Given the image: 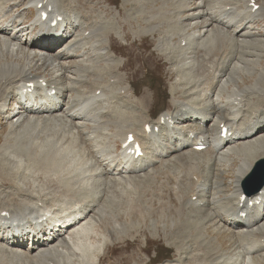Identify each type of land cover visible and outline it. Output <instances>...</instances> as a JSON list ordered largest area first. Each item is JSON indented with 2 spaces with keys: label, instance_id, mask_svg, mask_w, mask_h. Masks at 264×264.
Here are the masks:
<instances>
[{
  "label": "bare ground",
  "instance_id": "obj_1",
  "mask_svg": "<svg viewBox=\"0 0 264 264\" xmlns=\"http://www.w3.org/2000/svg\"><path fill=\"white\" fill-rule=\"evenodd\" d=\"M35 1L37 2L35 7L42 5L49 11L51 18L49 23L28 22V12L35 14L29 6ZM251 1L180 0V3L184 2V5L177 10H172L178 14L179 24H182L184 29L176 33L179 37L183 35L180 37L178 47H173L174 49L169 51L168 44L165 43L168 47L160 42L159 45L157 44L159 50H163L164 46L165 51L171 52L165 59L170 64L176 63L173 72L180 76L176 86L170 90L171 111H166L162 116L160 115L161 117L151 121L153 128H159L158 133L146 134L143 127L149 121L148 97L144 96L136 100L131 92L126 98L132 103L129 107L128 119L116 118L114 125L117 128L125 127L126 136L129 133L136 134L142 142L144 156L136 160L118 153L109 156L100 155L101 157L95 159L98 160L99 167H96L93 177L104 178L101 182L106 188L115 184L116 190L121 184L128 179L132 180L142 171H148L151 168L149 172L156 173V164L161 158H168L167 165L175 168V165L182 167L178 168L182 172L178 175L186 179L184 183L179 180L180 183H176L175 187L178 199L184 201L179 215L184 214L187 219L188 213L185 209L196 208L203 212L198 214L204 215L200 222H214L219 225L218 230L212 229L213 236H209L205 230L209 225L206 228L202 226L199 233L197 227L192 230L193 233H198L192 236L195 240L202 239L206 241L202 245L208 244V247L203 250L202 258L195 257L194 251L193 253L185 252L180 246L181 251L184 252L180 251L179 259L177 257L176 262L165 264H264V189L246 198L243 204L240 201L241 181L258 159H264V86L260 89L240 86V77H238L240 70L245 66L262 60L260 59L262 53H257L259 51L257 46L262 42L258 37H264V34L258 36L260 32L254 31V28L258 30V25L254 28L253 25L260 22L261 17L264 16L261 15L264 11V0H254L255 5L260 6L256 12L251 11L252 7L249 5ZM79 2L80 0H48L47 2L27 0L23 4L22 0H0V124L5 118L7 121L4 122L10 127V132L15 133L20 130L17 131L19 134L16 135V140L23 135L20 133L21 130L23 133L30 129L36 132L49 131L47 136L49 143L40 156L35 154V144L31 139L21 141L19 144L15 141V144L20 150L17 151H23L27 157L33 159V165L34 160L41 159L43 166L54 167L51 169H54L53 172L57 174L62 168L64 170L66 158L69 157L68 148L63 147L64 137L60 138L63 139L62 141L56 139L58 133L60 132L62 136L61 130L67 125L74 134L77 132L82 145L89 143V146L100 148L96 138L99 133L97 130L103 127L98 124L103 112L101 109L109 104L112 111V108H117L118 102L121 101L115 94L117 87L107 92V95L105 94V72L102 71L104 68L98 65L101 59L112 64L110 69L118 72V86L120 88L125 86V77L119 72L121 61L115 58L112 50L115 36L121 39L125 37L118 18H121V22L129 27L134 36H141L145 32L157 34L160 32L158 23L147 27L137 26L138 29L135 30L132 24L133 19L140 20L141 17L150 15L153 12L150 8L153 9L155 4L162 3L164 8L168 3L167 0H124L121 10L115 9L110 16L106 14L110 19L105 16V7L102 6V11L97 7L100 17L97 22L93 21V17L79 6ZM247 12L257 14V19L254 22L250 21ZM58 16H62L63 20L51 27L53 18ZM214 22L227 26L242 24L241 29L245 33L252 31L249 35L254 36L249 40L239 41L213 25ZM161 33L164 32L161 31ZM184 41L185 45L182 47ZM58 44L62 46L55 48L54 46ZM57 49L58 52L55 53ZM199 50H203L201 54L204 55H198ZM233 50L238 51L235 57ZM236 62H239V65ZM48 67H51L54 75L51 79L39 71ZM38 78L48 82L51 87L48 91H55V96H48L42 92L44 89L38 90V86L34 93L23 95L22 90L25 85L29 82L38 84ZM95 89L101 93L97 95L98 91H94ZM254 91L257 93L253 94ZM39 101L43 104L40 105ZM11 103L14 107L18 105V111L15 114L16 109L11 108ZM251 103L254 104L251 105ZM162 117L166 119L164 124H161ZM107 119L105 120L108 126ZM58 126L60 129L55 128ZM222 127L228 128L229 136L220 137ZM117 132L114 137L115 143L119 135V131ZM200 142H204L207 146L209 150L207 155L210 152L214 153L210 158L207 156L208 168L211 164L218 165V162L227 163L231 161L232 156L241 158V164L236 169L233 181L234 193L229 195L224 193V196L213 199L209 195L208 186L202 181L203 174L197 167L188 165L187 161L190 162L193 156L200 154L194 150ZM10 155L16 158L17 154L12 152ZM3 171H5L4 167L0 166V172ZM203 171L206 173L210 170ZM119 180L124 182L121 183ZM221 186L222 182L217 186L219 191H223ZM25 187L24 185L15 191H0V248L5 251L10 250L16 258L14 260L24 264H63L62 258L67 260L68 264H100L103 256L108 253L109 247L106 242H115L117 234L126 233L129 231L128 228H134L127 226L124 222L122 224L118 220L111 219L112 216L115 218L118 216L116 209L112 208L110 214H106L109 201L106 206L102 204L104 207H101L98 205L99 202L94 199L93 202L86 201L82 195L81 200L73 202L66 200L61 203L56 196L64 192H55L57 190L55 187L50 192L44 188L27 191ZM10 192L12 193L9 194ZM187 193L192 196H202L205 200L193 201ZM234 197L237 198L236 203L233 202ZM64 198H68L66 193L63 195ZM112 198L115 204L117 194ZM74 199L76 198L69 200ZM111 199L108 198V200ZM250 202L254 203L252 207H249ZM215 207L218 208V212H215ZM2 213L5 215L2 216ZM242 213L246 216L241 217ZM191 217L189 215V218ZM223 218H227V224L224 226L220 223ZM183 222H178L180 229L184 225ZM58 224L61 227H58ZM28 239L30 242L27 241ZM21 248H24V251Z\"/></svg>",
  "mask_w": 264,
  "mask_h": 264
},
{
  "label": "rangeland",
  "instance_id": "obj_2",
  "mask_svg": "<svg viewBox=\"0 0 264 264\" xmlns=\"http://www.w3.org/2000/svg\"><path fill=\"white\" fill-rule=\"evenodd\" d=\"M123 1L124 0H114L113 1L114 3H112V0H89L88 2L87 1L83 2L82 0H80L81 3L79 2V6L82 8L83 7L86 8V11L88 12V14L92 16L93 18H95V21H99L100 18H98L99 13L97 12V7L99 8L100 11H102V6L105 7V10H106L105 16L106 18H108V15L110 16L115 9L121 10V5L123 4ZM167 1L169 2L168 3L166 2L167 3L166 7L162 8V3L155 4L154 8L153 9L150 8V9L151 11L153 10V12H156V13L151 12L150 15L146 16L147 18L143 16L142 18H140V20H138L137 18H134L132 22L135 30H137L138 27H147L149 25L153 26L154 24H152L151 20L148 18L153 13L152 15L154 16V20L152 21L158 22L160 20L159 21L160 24L159 23L157 24L160 30L159 33L152 35L149 32H145L141 36H134L132 32L130 31L129 27L126 24H123L121 22V18H118L121 23L122 30H123V33L125 34V37L121 39V38H116L115 36L114 42H113L114 51L116 52V55L121 61L120 72L125 77L124 81L130 86L133 98L140 99L144 96L148 97L147 113H149L150 119H153L158 115L157 114L155 116V114L157 113V111L155 112L156 105L158 106L163 103L165 104L163 108H160V109H163L161 112H165L166 110L171 109V106H170L171 103L169 102L170 93H171L170 90L172 87L176 86V83H177L176 80L180 78L178 73L177 74L173 73V67H175V63L174 64L167 63L164 54L158 50L159 42L163 44L165 47H168L169 45V47L171 48L168 47V49L173 50L174 49L173 47H176V46L178 47V43L180 42V37L183 36L182 35L179 37L176 34L177 33L176 31L180 32L181 30H184V29H183V25L179 24L180 22L178 21L179 20L178 14L172 10H175V9L177 10L179 7L184 5V2H181L182 3L181 4L180 0H167ZM25 2H27V0H22L23 4ZM157 8L162 9V10L160 11ZM28 13H29L28 22H33L34 15L30 11ZM247 14L250 16L249 18L250 21L254 22L257 19V14H251L249 12H247ZM261 15H264V11L261 12ZM153 16L151 17L153 18ZM162 18L163 19L166 18V19L162 21L163 20ZM263 18L264 16L261 17L260 22L255 23L253 25V28L255 25H258L257 28L259 31L256 28H254V31L260 32L258 33V36H261L262 34H264V19ZM167 19H169V21H167ZM170 20H172L173 22H170ZM166 21L168 23H166ZM212 24L223 29L224 31L229 33L233 38H236L239 41L249 40L250 38L254 36V35H249V33L252 31L245 33L241 29L242 24H236L234 26H227V25L221 24L220 22H214ZM161 31H163L164 33L162 34ZM258 39L262 42H261V45L257 46V49L259 50L257 51V53L258 54L262 53V56L260 57V59L262 60H260L259 63H255V62L251 63L253 65L250 64L240 70L239 75H238V77H240L239 78L240 86L242 85H245V86L249 85V86H254V87L257 85L258 87L264 86V48H263L264 47V37H258ZM257 42H255V44ZM165 43L168 45H166ZM164 46H163V50L165 51ZM262 49L263 51H261ZM169 51H168L167 56H170L169 53L171 52ZM202 51L203 50H199L198 55H204V54H201ZM57 52L58 50L55 51V53ZM166 52L167 51H165V54ZM232 52H233L234 57L238 54L237 50H233ZM235 60L236 59H234V61ZM101 62L102 61H100L99 63V67L104 68V70L102 69L101 70L105 72V75H107L106 76V81H107L108 75L110 74L109 72L111 71V69L108 65H106L105 62H102V63ZM171 66H172V70H171ZM39 71L40 73H42V75L45 74L50 79L54 77L51 67H48L47 69L46 68L40 69ZM159 83L165 86L164 87L165 90L162 89V93L153 90L154 87ZM157 94H158V98H157ZM254 103H251V105ZM131 104L132 103L129 100H126V99L121 100L118 102V107L112 108V111H110L111 113L107 114L108 117L106 116L105 119L108 118L107 120L109 121V124H108L109 127L105 125L103 126L104 128L101 127L97 130L99 133L96 139H97L98 145L100 146V148L98 149L94 148L93 145L89 146V143H86V144L83 143L82 145V142H80L81 141L80 136L77 134V132H75L74 134L72 130L70 129V127L66 125L65 126L66 128L63 129L65 131L61 130L63 135L61 136L59 132L56 139H59L60 141H62L63 139L61 140L60 138L64 137L63 144L65 145L66 143L67 145L68 144L67 142H69L70 146H68L69 145L68 144L67 145L68 147L66 145H65L66 147L64 145L63 147L68 148L67 150H69L68 154L70 158L73 157L74 155L75 156L71 159L69 157L66 158L67 162L65 161V168L64 170L62 168L61 172L58 173L59 175L56 172H53L55 171L54 169H51L54 167H49L46 165L43 166L41 163V159L34 160L35 164L33 165V159H30L29 157H27V154L23 151L19 152L20 150L18 149V147L16 148L17 145L15 144V141L19 144L21 143V141L23 142V141H28L29 139H31V141L35 144V149H34L35 154L37 156H40L45 152L46 147L49 143V138L47 136L49 135L50 132L46 130H42L41 132L40 131L36 132L30 129V130L24 131L25 133H23V130H21L20 133L23 135L21 137H18L19 139L16 140V137H17L16 135L19 134V132L17 131H20V130H17L15 133L10 132L9 130L10 127H8L7 123L4 122L7 120L3 118L0 124V135H1L0 136V150H1L0 166H3L5 171L0 172V191H5V192L15 191L19 187H22L25 185L26 186L25 190L27 191H34V190H38L39 188H44L46 189V191L50 192L52 188L55 187L57 188L55 192H59V193L64 192L68 196L67 199L65 198L63 199L64 193L62 195H57L56 196L57 200L61 203H64L66 200H68L69 202H73L75 200H81L83 197V199L86 201L93 202V199H94V201L99 202L98 205L102 207L103 205L106 206V203H108L109 201L108 206L106 207L107 208L106 214L107 215L110 214V212L112 211L111 210L112 208L116 209L118 216L116 218L115 216H112L111 219L118 220L122 224L124 222L127 226L129 227L133 226L134 228H128L129 231H127L126 233L117 234L115 236L117 239L115 242H110V241L106 242L109 247L107 248L108 253L105 254V256H103L100 264H134V263L135 264H165L168 262H176V260L179 259L180 257L178 256V254L180 253L182 249L188 253H190V251L191 253H193L194 251L193 255H195V257L202 258L201 255L203 254V250L208 246V244L202 245V243L203 244L206 243L205 240H202V239L195 240V238L192 236L197 235L200 232V229L202 226L206 228L208 225H209L208 228H206L205 230L207 231L209 236H213V233L211 232L212 229L215 231V230H218L217 229L218 227L215 224L213 225V222H200V219L203 218L204 215L198 214V213H201L202 211L196 208L189 209V210L185 209V211L188 213L187 219L185 218L184 214H182L181 216L179 215L180 210L182 209V206L184 205L183 203L179 201L178 196L176 195L174 186H175V178L177 174L179 173L182 174V172H180L179 170L182 167H180L179 165H175L177 169L179 168L176 174L173 166L171 167H169L170 165L164 166L161 163H159L157 164L158 173L156 171V173L154 172L152 174V179L153 180L156 179L155 181L151 179V174H149L148 171H142L143 172V173L141 172L142 174L141 173L138 174L136 177L132 178V180L128 179L126 182H124L123 180H119V182L121 183L124 182L123 183L124 185L121 184L123 185V187L120 185L119 186L120 188L118 190H116L115 184H111L107 188L104 187L103 186L104 184H102L101 182V180H104V178L100 179L99 177L95 179V177H93L95 173V169L99 167L98 160H95V159H98L97 157H101L102 155L105 156L106 153L107 154L111 153L110 155H116L114 151L115 145H116V148L119 149L120 144H119V141L117 142V144L115 143L114 137L118 133L117 131H119V128H117L114 124L117 121L116 118H123V119L127 118L128 119L130 115L129 107L131 106ZM55 119L56 118H54V120ZM55 128L60 129V126L55 127ZM113 131L115 132V134ZM77 136L79 137V139ZM24 138H27V140H24ZM77 139L78 141H76ZM72 144H74V146ZM90 147H91V150H90ZM93 151H96V152H93ZM12 152L17 154L16 158L15 156L10 155ZM206 156H207L206 153L200 154L199 156L196 157V159L194 158L193 160H191V162H196V163H193V165L197 167L198 171L200 170L202 172L203 175L201 177L205 178L208 184L210 185V187L212 188L211 196L214 199H217L221 197V195L224 196V193L225 195L234 193L235 189L232 187H233V181L235 178V170L237 169V166L241 162V158L239 156H232L231 157L232 159H230L231 161L227 163L225 161L220 162L219 163L220 165L218 164L215 170H211V169L206 168L208 167L206 166V163H205ZM81 159L86 162L82 161ZM76 160L79 162H77ZM197 161L200 163H198ZM79 163H80V166H79ZM68 165L73 166V167L76 165L75 167L77 168L74 167L72 169V167H69ZM66 168L69 170H67ZM203 170H210L209 172L211 171L212 172L205 173ZM213 171L215 172L213 173ZM157 174H158V177L156 178ZM178 177L179 178L176 180V183H178L179 180H181L182 183H184V180L186 179V177H180L179 175ZM210 177H213L214 180L212 178L210 179ZM86 178L87 180H85ZM220 180L224 182V184L222 185L223 192H220L217 189L216 183ZM86 186L87 187L89 186V187L87 188ZM217 190L219 191V193L217 192ZM11 193L12 192H10L9 194ZM87 194H90V195H87ZM116 194H117V199L115 201V204H113L112 196ZM135 194H137V196ZM70 198H76V199L69 200ZM108 198L110 199L112 198V199L108 200ZM214 210L215 212H218L217 207H215ZM189 215H191L192 217L189 218ZM181 221H184L183 222L184 225L182 229L178 227V224ZM195 228L198 230L197 231L198 233H193L192 230H194ZM187 233L188 234L190 233L189 237ZM97 239H99V237ZM180 246L182 249L180 248ZM178 248L180 249L178 250ZM21 249L22 251H24V248H21ZM153 250H155V252H153ZM184 251H181V252L183 253ZM12 254L13 253H11L10 250L5 251L0 248V264H24L23 262L19 260H14L16 258ZM154 255L157 258H155ZM162 256L163 257L169 256V259L164 260L162 262H155L157 261V259L159 260ZM62 261H63V264H68L67 260H63V258H62Z\"/></svg>",
  "mask_w": 264,
  "mask_h": 264
},
{
  "label": "water",
  "instance_id": "obj_3",
  "mask_svg": "<svg viewBox=\"0 0 264 264\" xmlns=\"http://www.w3.org/2000/svg\"><path fill=\"white\" fill-rule=\"evenodd\" d=\"M262 164H264V162H262ZM262 164H259L257 166L255 172L250 177V179H254L255 181L259 182L258 187L254 190L248 189V186L245 187V190H246L245 193L248 195H251L252 193L259 191L263 186V183H264V166Z\"/></svg>",
  "mask_w": 264,
  "mask_h": 264
}]
</instances>
